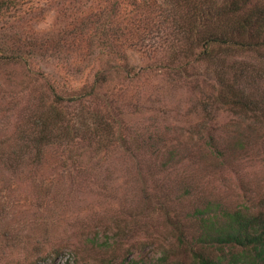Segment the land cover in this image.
Masks as SVG:
<instances>
[{"label": "rangeland", "instance_id": "rangeland-1", "mask_svg": "<svg viewBox=\"0 0 264 264\" xmlns=\"http://www.w3.org/2000/svg\"><path fill=\"white\" fill-rule=\"evenodd\" d=\"M67 2L0 0V264H194L198 211H264V124L206 97L211 75L168 73L164 53L126 48L142 68L133 76L98 56L100 45L83 56L82 43L78 55L66 49L77 65L66 74L41 58L37 38L71 27ZM97 69V95L64 108L65 117L82 114L92 127V109L111 101L113 139L98 145L78 132L33 156L23 147L33 116L48 115L62 86L91 85ZM210 135L221 154L206 145Z\"/></svg>", "mask_w": 264, "mask_h": 264}, {"label": "trees", "instance_id": "trees-1", "mask_svg": "<svg viewBox=\"0 0 264 264\" xmlns=\"http://www.w3.org/2000/svg\"><path fill=\"white\" fill-rule=\"evenodd\" d=\"M64 10L74 17L71 27L58 30L54 39L39 36L37 52L47 62L57 59L66 74L77 68L69 66L66 49L78 55L82 43L83 56L91 59L92 48L100 45L98 56H109L133 76L142 68L129 64L126 48L150 59L164 53L168 73L180 77L197 70L191 73L195 80L202 72L211 75L215 85L211 84L212 94L206 97L238 117L264 124V0H68ZM77 14L81 16L76 20ZM202 64L205 69L199 71ZM102 79L103 72L97 69L91 85L62 86L66 94L60 95L48 115L33 116V129L23 147L31 145L33 156L39 158L48 141L70 143L78 132L98 145L113 139L112 126L106 121L111 101L104 113L92 109V127L82 114L65 117L64 108L80 106L97 95L94 86ZM75 118L80 119L78 127L72 122ZM206 145L221 154L211 135ZM206 208L196 216L194 264H264V211H248L242 218L239 209L211 212Z\"/></svg>", "mask_w": 264, "mask_h": 264}]
</instances>
